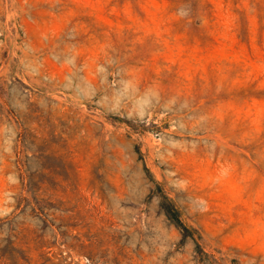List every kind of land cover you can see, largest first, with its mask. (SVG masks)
<instances>
[{"label": "rangeland", "instance_id": "rangeland-1", "mask_svg": "<svg viewBox=\"0 0 264 264\" xmlns=\"http://www.w3.org/2000/svg\"><path fill=\"white\" fill-rule=\"evenodd\" d=\"M0 264H264V0H0Z\"/></svg>", "mask_w": 264, "mask_h": 264}, {"label": "trees", "instance_id": "trees-1", "mask_svg": "<svg viewBox=\"0 0 264 264\" xmlns=\"http://www.w3.org/2000/svg\"><path fill=\"white\" fill-rule=\"evenodd\" d=\"M179 222V221H178Z\"/></svg>", "mask_w": 264, "mask_h": 264}]
</instances>
